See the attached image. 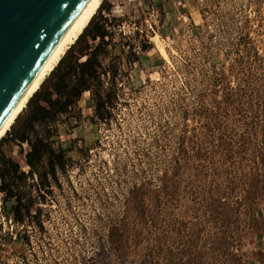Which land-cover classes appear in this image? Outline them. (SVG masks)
I'll use <instances>...</instances> for the list:
<instances>
[{"label":"rangeland","instance_id":"rangeland-1","mask_svg":"<svg viewBox=\"0 0 264 264\" xmlns=\"http://www.w3.org/2000/svg\"><path fill=\"white\" fill-rule=\"evenodd\" d=\"M195 3L165 33L150 5L101 2L85 29L110 17V43L124 45L105 59L118 67L98 87L107 108L101 120L78 105L58 118L65 166L48 173L33 217L0 216L1 236L18 232L0 264L241 263L264 206V0ZM132 48L148 60L133 63ZM27 106L0 139L23 171L28 145L15 137ZM29 183L35 195L37 174L17 188Z\"/></svg>","mask_w":264,"mask_h":264},{"label":"trees","instance_id":"trees-1","mask_svg":"<svg viewBox=\"0 0 264 264\" xmlns=\"http://www.w3.org/2000/svg\"><path fill=\"white\" fill-rule=\"evenodd\" d=\"M107 18H102L100 23L91 26L89 31H83L50 72L49 77L47 76L46 86L43 87L42 82L27 101L25 120L20 125L15 139L28 145V150L23 154L28 170L23 171L17 162L0 151V216L3 215L10 225L22 224L34 216L31 207L37 200L45 201L47 191L41 189L49 185L46 181L48 173L54 176L55 167L62 169L65 166L67 150L57 144L55 139L58 137V118L68 117L82 93L88 90L91 91L94 101L95 117L99 120L103 118L102 110L107 103L106 100H100L98 90L103 86L104 79L112 80L118 70V67H115L111 73V68L105 64V59L110 53L108 48L116 47V44L110 43L112 33L108 30V22H111L112 18ZM123 46L120 45L121 51ZM134 56V60H138L137 51ZM117 61L120 62V59ZM106 97H109L108 93ZM38 124L45 126L41 135L38 134ZM30 133L34 134L33 139L29 137ZM35 174L39 177L35 195L31 192V183L21 190L17 188L19 182H25ZM36 210L39 211L38 208ZM14 234L18 236V232L12 228L0 235V247L5 241L11 243Z\"/></svg>","mask_w":264,"mask_h":264},{"label":"water","instance_id":"water-1","mask_svg":"<svg viewBox=\"0 0 264 264\" xmlns=\"http://www.w3.org/2000/svg\"><path fill=\"white\" fill-rule=\"evenodd\" d=\"M85 0H0V124Z\"/></svg>","mask_w":264,"mask_h":264},{"label":"crops","instance_id":"crops-1","mask_svg":"<svg viewBox=\"0 0 264 264\" xmlns=\"http://www.w3.org/2000/svg\"><path fill=\"white\" fill-rule=\"evenodd\" d=\"M119 3L127 4V6H119L121 12L123 8H127L126 10H128L130 7L141 8L144 5H147V7L150 5L151 8H155L160 14L161 27L165 33L170 32L174 27L178 13H184L191 17L198 10L195 0H119ZM115 48L120 49L117 45ZM145 50L146 49H143L141 56L139 55L138 60H134L135 62L133 63H137L140 66L144 60H148L149 57ZM120 62L121 66H123V63L131 65L130 60L126 57H121ZM77 105L82 111L90 110L94 115V101L91 91H84L78 100ZM260 211V222L248 237L239 253L240 264H264V206Z\"/></svg>","mask_w":264,"mask_h":264},{"label":"bare ground","instance_id":"bare-ground-1","mask_svg":"<svg viewBox=\"0 0 264 264\" xmlns=\"http://www.w3.org/2000/svg\"><path fill=\"white\" fill-rule=\"evenodd\" d=\"M102 1L103 0H85V2L80 7L72 21L69 23V25L65 29L64 33L52 49L51 53L49 54L39 71L36 73L27 88L19 97V99L12 107L10 112L7 114L3 122L0 124V139L10 129L16 117L25 107L29 98L35 93V91H37L43 80L50 74V72L54 69V67L58 64L59 60L65 54V52L83 32L91 18L98 10ZM154 44L157 48L156 50L159 51V54L163 57V59L168 60V54L166 50L162 45L158 43V40L156 38Z\"/></svg>","mask_w":264,"mask_h":264}]
</instances>
